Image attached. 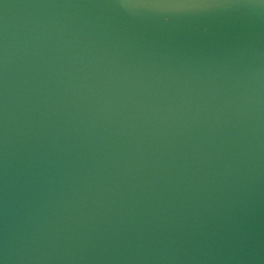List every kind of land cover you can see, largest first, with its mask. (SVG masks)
Here are the masks:
<instances>
[{
    "label": "snow or ice",
    "instance_id": "1",
    "mask_svg": "<svg viewBox=\"0 0 264 264\" xmlns=\"http://www.w3.org/2000/svg\"><path fill=\"white\" fill-rule=\"evenodd\" d=\"M171 2H179L181 6H201L204 0H171Z\"/></svg>",
    "mask_w": 264,
    "mask_h": 264
}]
</instances>
